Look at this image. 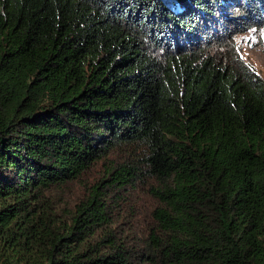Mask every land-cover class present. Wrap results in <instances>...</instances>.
Here are the masks:
<instances>
[{
    "label": "trees",
    "instance_id": "1",
    "mask_svg": "<svg viewBox=\"0 0 264 264\" xmlns=\"http://www.w3.org/2000/svg\"><path fill=\"white\" fill-rule=\"evenodd\" d=\"M260 25L264 0H0V264H264V79L233 42Z\"/></svg>",
    "mask_w": 264,
    "mask_h": 264
},
{
    "label": "rangeland",
    "instance_id": "2",
    "mask_svg": "<svg viewBox=\"0 0 264 264\" xmlns=\"http://www.w3.org/2000/svg\"><path fill=\"white\" fill-rule=\"evenodd\" d=\"M233 13H237L233 11ZM234 45L244 62L251 65L264 79V26L245 29L233 36ZM145 203L146 208L149 206Z\"/></svg>",
    "mask_w": 264,
    "mask_h": 264
}]
</instances>
